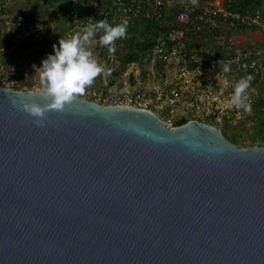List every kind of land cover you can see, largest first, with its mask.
<instances>
[{"label":"water","instance_id":"water-1","mask_svg":"<svg viewBox=\"0 0 264 264\" xmlns=\"http://www.w3.org/2000/svg\"><path fill=\"white\" fill-rule=\"evenodd\" d=\"M43 92L0 83V264H264V145Z\"/></svg>","mask_w":264,"mask_h":264},{"label":"rangeland","instance_id":"rangeland-1","mask_svg":"<svg viewBox=\"0 0 264 264\" xmlns=\"http://www.w3.org/2000/svg\"><path fill=\"white\" fill-rule=\"evenodd\" d=\"M62 1L65 0H0V12L5 10L32 12L37 16L47 35H63L70 32L72 36L76 34L82 36L83 29L87 26L82 22V18L83 14L88 12L89 0L87 2L75 0L79 5V10L73 17L59 6ZM256 1L258 2L256 10L261 13L264 24V0ZM181 4L194 7L195 14L209 7H226L224 0H195V3L193 0H173L166 7L162 21L165 24H170L168 35L170 40L176 44V52L165 58L160 57L155 49L150 50L138 60L128 63L124 70L118 74L116 73L120 64V55L118 54L125 51V48H122L118 53L119 46L116 41L115 53H109L107 46H101L99 43V37L103 35L101 34L102 30H97L84 46L93 52V58L105 68V71L97 76L90 86L86 87L85 93L81 97L98 101L97 96L93 94L94 88L105 93H115L127 87L144 89L148 92L157 87H177L181 99L179 104L169 105L166 103L163 111L157 110L161 118L167 121L170 126L175 125L176 120L180 117L186 116L189 119H199L217 125L222 129L224 117H227L233 124L228 130V134L232 136L236 133L240 141L238 145L250 146L253 143L264 145L260 139L253 140L257 136L256 118L253 111L249 113L242 108L229 107L235 84L248 75L254 78L246 95H251L252 98L264 95V29L260 24L254 23H250L252 25L248 26L239 25L228 28L219 14L212 13L205 23L203 31L196 34L190 25L172 24L173 14ZM138 28L141 31L142 25H139ZM181 28L184 29L183 33L177 31ZM168 35L163 32L161 36ZM188 43L191 44V49L187 50L185 45ZM199 49L211 54L213 58L210 63L205 60L200 62V57L197 54ZM185 51L191 54L190 58L185 55ZM216 52L221 57L220 61L229 64L230 72L223 71L222 63L214 64L213 59ZM237 53L245 56L249 62L255 63V65L249 66L253 68L252 70L233 61V57ZM51 54L54 53L34 51L29 54L31 64L27 68L28 74L25 75L21 69H17V73L27 78L24 82L30 83L33 77H36L40 82L39 73L42 61ZM193 61H199V65H194ZM258 70L263 73L260 75ZM40 89H43L41 83ZM187 98L195 100L200 106L188 104L184 101ZM208 101H210L211 109L206 106ZM214 111L216 112L214 113Z\"/></svg>","mask_w":264,"mask_h":264},{"label":"built area","instance_id":"built-area-1","mask_svg":"<svg viewBox=\"0 0 264 264\" xmlns=\"http://www.w3.org/2000/svg\"><path fill=\"white\" fill-rule=\"evenodd\" d=\"M171 2L173 0H89L90 9L83 16L82 22L88 25L107 18L119 24L124 19L131 20L137 17L162 20L166 7ZM194 11L195 8L187 4L179 5L173 14L172 24L190 25L193 32L199 34L203 31L210 14L213 13L219 14L228 28L236 26V22L230 18L236 17L247 23L260 24L264 29L259 12L253 15L248 13L241 15L237 11L229 10L224 6L209 7L196 14ZM183 30L181 28L177 31L183 33ZM71 36L70 32L63 35H47L43 31L39 20L33 14L23 11L9 12L7 10L0 12V78L2 80L0 83L6 87L16 89H40V82L36 77H33L30 83L24 82L27 78L20 76L17 69L23 70L24 74L27 75V68L31 64L29 54L34 51L54 53L53 46L59 47L61 38H70ZM168 39H171L169 35L166 37L161 36L155 44L154 49L160 54V57L166 58L177 50L175 43L171 47L168 46ZM233 61H237L239 65L246 68L249 65H255L254 62H249L240 53L233 57ZM103 92L98 91L97 88L93 90V94L98 98L97 102L101 104H128L150 108L157 113V110L163 111L165 109L166 103L177 105L181 101L177 87H157L151 92L127 87L115 93ZM247 96L252 102V96ZM184 101L192 106H200L198 102L192 99L187 98ZM206 106L211 109L210 101Z\"/></svg>","mask_w":264,"mask_h":264},{"label":"clouds","instance_id":"clouds-1","mask_svg":"<svg viewBox=\"0 0 264 264\" xmlns=\"http://www.w3.org/2000/svg\"><path fill=\"white\" fill-rule=\"evenodd\" d=\"M128 26V19L115 26L111 25L107 18L100 19L94 24H88L83 29L82 36L76 34L71 38H61L59 47L53 46L54 54L48 55L42 61L39 73L47 102L23 105V110L34 117L33 123L36 126H44L50 111H64L78 96L85 93L86 87L90 86L97 76L105 71V68L93 58V52L84 46L97 30H103V35L99 37L100 45L107 46L109 53H115V42L128 38ZM218 62L223 64L225 73L230 72L229 64L220 60ZM108 72L110 74V69ZM253 78L248 75L235 84L229 107L242 108L249 113L252 111V104L246 92Z\"/></svg>","mask_w":264,"mask_h":264},{"label":"trees","instance_id":"trees-1","mask_svg":"<svg viewBox=\"0 0 264 264\" xmlns=\"http://www.w3.org/2000/svg\"><path fill=\"white\" fill-rule=\"evenodd\" d=\"M87 2V0H84V2ZM224 4L227 9L232 11H237L238 13L253 15L256 12H259L256 10V5H258V2L256 0H224ZM90 9V4L88 3ZM59 6L63 9H65L68 12V15L73 17L75 13L79 10V5L75 0H68V1H62L60 2ZM28 14H33L32 12H27ZM86 12L83 14L85 15ZM261 14V13H260ZM36 18L37 16L33 14ZM236 22V26L242 25V26H248L252 25L250 23H247L245 21H242L239 18L236 17H230ZM109 23L113 26L117 25L118 23L113 22L111 19H108ZM139 25H142L141 31L138 28ZM170 31V24L163 23L162 20H155L147 17H137L134 19L129 20V26L127 29L128 32V38L127 39H119L117 40L119 49L117 50L118 53L122 48H125L120 55V64L119 68L116 70V73H120L126 65L130 62L138 60L141 56H144L147 52L150 50H153L155 48V44L157 43L158 39L161 37L162 33L164 32L165 35H168ZM103 32V30H102ZM101 32V34H102ZM139 33V34H138ZM166 37V36H165ZM174 44V42L170 39H168V46L171 47ZM186 49H191V44L188 43L185 45ZM185 49V48H184ZM197 54L200 57V62L202 60H205V62L210 63L212 60V56L209 52H206L203 49L197 50ZM185 55L187 57H191L190 53H187L185 51ZM221 59L219 56V53L216 52L214 56V64L219 63L218 61ZM194 65H199V61H193ZM253 66V65H249ZM248 66V67H249ZM250 68V67H249ZM253 69L252 67L250 68ZM260 75L263 73L262 71H257ZM252 111L253 115L256 118L255 122V128L257 131V136L254 137L253 140L260 139L262 142H264V95H258L257 97L253 96L252 100ZM224 125L222 127V130L227 138H229L231 141L238 144L239 139L236 136V133L232 134L230 136L228 134V130L232 127V123L230 122V119L227 117H224ZM189 120L186 116H182L179 119L176 120V124H181ZM256 143H253L254 145ZM262 145V143H260Z\"/></svg>","mask_w":264,"mask_h":264}]
</instances>
